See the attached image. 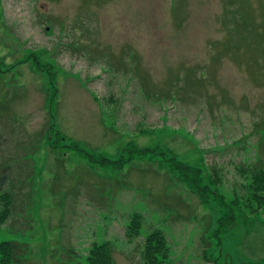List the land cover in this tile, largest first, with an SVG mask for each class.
Returning a JSON list of instances; mask_svg holds the SVG:
<instances>
[{
	"label": "rangeland",
	"instance_id": "1",
	"mask_svg": "<svg viewBox=\"0 0 264 264\" xmlns=\"http://www.w3.org/2000/svg\"><path fill=\"white\" fill-rule=\"evenodd\" d=\"M72 142L111 161L131 143L162 154L92 164ZM171 157L200 171L205 203ZM256 169L264 0H0V242L24 243L28 264H80L102 242L114 264H144L152 230L166 264H264V212L225 218Z\"/></svg>",
	"mask_w": 264,
	"mask_h": 264
},
{
	"label": "trees",
	"instance_id": "2",
	"mask_svg": "<svg viewBox=\"0 0 264 264\" xmlns=\"http://www.w3.org/2000/svg\"><path fill=\"white\" fill-rule=\"evenodd\" d=\"M246 20H241V24L236 23L235 27L231 31L242 30L244 32L248 28ZM37 70H40L36 66ZM41 71V70H40ZM58 135V132H57ZM60 140H65L60 138ZM133 145V146H132ZM51 147H54L51 145ZM71 150L83 152L88 161L92 164L112 165L118 164V167H122L126 163H131L135 156H142L147 153H153L155 155L162 154L157 150L149 148H138L134 144H128L123 149L122 155L117 161H111L102 155H93L84 151L77 142H72L65 146ZM166 162H171L172 170L176 171L181 182L185 181L192 188L193 193L199 198L200 201L205 203L208 196L212 194V191L208 186L201 183L200 171L193 169L192 167L183 164L176 160L175 157H171ZM5 176H2L0 180V187L4 181ZM248 184H246L247 193L242 199H233L229 202L232 207L226 211V219H234V208L241 210V214L258 215L264 212V169L253 170L247 177ZM214 196L218 197V203L226 205V202L217 193ZM214 198V197H213ZM0 228L7 221L11 214V200L7 193L0 194ZM143 217L139 213H133L130 216V220L126 225L125 235L129 241H132L137 236H140V229L142 227ZM220 225V224H219ZM214 231L213 236L223 231L222 228ZM228 229L232 228L230 223ZM226 229V228H224ZM111 245L109 242L94 243L90 246L87 256L81 260L80 264H114L112 254L110 252ZM26 246L24 243L15 241H2L0 242V264H28L26 257ZM141 260L144 264H166L169 258V248L167 241L159 230L150 231L142 242V249L140 253ZM61 264H69V262L63 261Z\"/></svg>",
	"mask_w": 264,
	"mask_h": 264
}]
</instances>
